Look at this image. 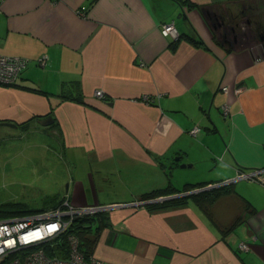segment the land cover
<instances>
[{
    "label": "crops",
    "instance_id": "0c3cea01",
    "mask_svg": "<svg viewBox=\"0 0 264 264\" xmlns=\"http://www.w3.org/2000/svg\"><path fill=\"white\" fill-rule=\"evenodd\" d=\"M255 2L264 5L0 2V54L28 61L13 85H0V122L56 141L67 176L62 196L73 206H118L106 211L107 227L98 234L92 227V257L101 264H264V185L235 182L234 194L209 206L211 218L193 202L150 213L137 200L168 182L176 189L212 185L239 169L264 168V56L239 33L246 28L249 39H264ZM243 15L246 26L236 19ZM172 21L177 42L160 33ZM47 117L52 125H39ZM33 118L26 132L18 129ZM196 126L200 131L190 135ZM239 218L235 230L223 232Z\"/></svg>",
    "mask_w": 264,
    "mask_h": 264
},
{
    "label": "built area",
    "instance_id": "2783aa9c",
    "mask_svg": "<svg viewBox=\"0 0 264 264\" xmlns=\"http://www.w3.org/2000/svg\"><path fill=\"white\" fill-rule=\"evenodd\" d=\"M160 33L164 37L174 39L178 37L173 21L162 24ZM45 63V57L38 60L40 66H44ZM26 65L27 60L24 58L0 54V85L14 84ZM222 90L227 91L228 88L223 87ZM94 95L101 99L104 98L99 90L94 91ZM143 99L149 101L147 96ZM220 111L222 116L228 115L227 106H222ZM161 126L163 129L164 125L161 122L156 125L157 129ZM199 131L200 128L196 126L189 131V134L195 135ZM241 180L264 185V168L237 172L234 179L222 184H231ZM114 207L118 206L75 207L65 201L62 207L56 209L0 220V264H101L93 257L90 258L89 263L84 260L79 251L78 237L69 234L68 229L77 217L94 215L105 210H112ZM239 248L244 251L248 249V246L240 243Z\"/></svg>",
    "mask_w": 264,
    "mask_h": 264
},
{
    "label": "rangeland",
    "instance_id": "374dc122",
    "mask_svg": "<svg viewBox=\"0 0 264 264\" xmlns=\"http://www.w3.org/2000/svg\"><path fill=\"white\" fill-rule=\"evenodd\" d=\"M248 8L245 6L243 10ZM251 8H261V14H264V5H258L255 2L251 4ZM247 18L243 15L236 19L239 24L242 23L243 26H246ZM254 18L261 19L264 23V17L254 15ZM245 29L239 32L242 33L241 36L245 37H241V41L244 43L251 42L252 45H255L254 48L257 53L264 56V48L259 46L264 43V39L259 36L255 37L257 40L249 39L246 35L250 34ZM142 100L148 101L144 100L143 97ZM4 133L11 134L3 135ZM1 135L0 203L18 202L30 210H38L46 206L45 199L48 195L58 194L62 196L66 187L64 178L67 176L65 175L66 168L61 169L58 166H63V160L56 141H52L47 133L44 135L20 134L16 130L4 127H0Z\"/></svg>",
    "mask_w": 264,
    "mask_h": 264
},
{
    "label": "trees",
    "instance_id": "16d2710c",
    "mask_svg": "<svg viewBox=\"0 0 264 264\" xmlns=\"http://www.w3.org/2000/svg\"><path fill=\"white\" fill-rule=\"evenodd\" d=\"M188 38H189L188 39L189 42L195 45L201 44L199 40H195L190 37ZM180 39L181 36H178L173 41L177 42ZM29 90L33 92L41 93L39 90H33V89H29ZM35 121H37V119L33 118L26 121L25 123L18 124V129L23 132H26L30 128L31 124H33V122ZM238 172H247V171L239 169ZM165 175L167 176V178H169V173H165ZM241 181H245V180H241ZM224 182L226 181L215 183V184H221L216 188L209 190H201L189 196H183L162 202H154L158 198L167 197L179 193H186L196 189H204L205 187L211 185V184H194V185L186 184L181 189H176L173 187V185L170 182H168L167 186H165L164 188H159L144 193L140 195L137 200L141 202H148L145 205V208L150 213L155 211L157 212V211L181 208L186 206L188 202H193L196 206H198L201 210H203V212H205L207 217L211 218L212 216L208 210L209 206L215 203L219 198L224 196H229L235 193L233 186L234 183L237 181L231 184H222ZM249 182H253V181H249ZM212 185H214V183ZM65 201L69 202V199L66 195L64 196H59L58 194L48 195V197H46L45 199L46 206L38 210H30L25 205L18 202L0 203V220H6L14 217L25 216L29 214L44 212L51 209H56L58 207H62V204ZM241 220L242 219L240 218L236 219L223 232L227 233L235 230V228L241 223ZM108 222H109L108 212L102 211L94 215H85V216L77 217L69 227L68 233L76 235L79 239V251L86 262L89 263L90 258L92 257L93 254L92 251L96 242L95 236L90 237L93 236L92 227L96 226L94 230V234L95 233L98 234L100 230L108 226Z\"/></svg>",
    "mask_w": 264,
    "mask_h": 264
},
{
    "label": "water",
    "instance_id": "95a60500",
    "mask_svg": "<svg viewBox=\"0 0 264 264\" xmlns=\"http://www.w3.org/2000/svg\"><path fill=\"white\" fill-rule=\"evenodd\" d=\"M38 123H39V125H41L43 127H47V126L52 125L53 120H52L51 117H47L45 119L40 120ZM0 127H8V128L16 129L17 128V125L15 123L0 122ZM175 161H178V158H175ZM189 167H191V165H180V168H189ZM218 186H220V185H215L214 184L212 186L205 187L204 189L193 190V191L186 192V193H179V194L171 195L169 197L160 198V199H157L154 202H162V201L171 200V199H175V198H179V197H183V196H189V195L194 194V193H197V192H199L201 190H206L208 188L211 189V188H215V187H218ZM147 203L148 202H145L144 204H147Z\"/></svg>",
    "mask_w": 264,
    "mask_h": 264
},
{
    "label": "bare ground",
    "instance_id": "6f19581e",
    "mask_svg": "<svg viewBox=\"0 0 264 264\" xmlns=\"http://www.w3.org/2000/svg\"><path fill=\"white\" fill-rule=\"evenodd\" d=\"M28 62V61H27ZM27 66V65H26ZM26 68V67H25ZM13 85V84H12Z\"/></svg>",
    "mask_w": 264,
    "mask_h": 264
},
{
    "label": "flooded vegetation",
    "instance_id": "af4514ba",
    "mask_svg": "<svg viewBox=\"0 0 264 264\" xmlns=\"http://www.w3.org/2000/svg\"><path fill=\"white\" fill-rule=\"evenodd\" d=\"M262 37V36H261Z\"/></svg>",
    "mask_w": 264,
    "mask_h": 264
}]
</instances>
